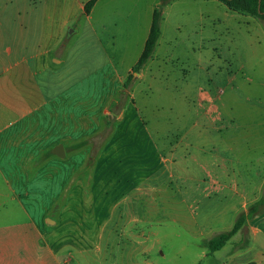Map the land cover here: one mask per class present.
<instances>
[{
	"label": "rangeland",
	"instance_id": "rangeland-1",
	"mask_svg": "<svg viewBox=\"0 0 264 264\" xmlns=\"http://www.w3.org/2000/svg\"><path fill=\"white\" fill-rule=\"evenodd\" d=\"M81 1L31 0L32 38L57 29L65 65L37 75L48 103L27 119L41 118L43 148L64 151L28 172L26 119L0 133V225L22 219L9 197L26 189L70 196L75 230L131 228L127 264H264V212L206 244L264 197V21L218 0H97L88 15ZM156 7L160 35L134 70ZM24 205L37 218L48 204Z\"/></svg>",
	"mask_w": 264,
	"mask_h": 264
},
{
	"label": "crops",
	"instance_id": "crops-1",
	"mask_svg": "<svg viewBox=\"0 0 264 264\" xmlns=\"http://www.w3.org/2000/svg\"><path fill=\"white\" fill-rule=\"evenodd\" d=\"M86 1L78 2V9L82 13ZM37 8V4L31 0H0V123L1 120L7 121L0 126V133L9 124L25 126L26 119L28 127H22V135H25V130H29L27 132L31 136L28 137V143L33 146L25 150L20 148L21 152L18 151L17 155L24 156V160L17 164L22 163L21 166L28 172L31 168H39L36 163L41 161L42 164L41 156L48 152L53 155L54 150L47 151L41 145V118L27 119L40 113L48 103L43 99L37 75L47 70L52 71V68L59 67L63 61L62 66L65 65L64 58L59 59L57 53L53 55L63 40L62 35L58 38L57 29L32 38V31L35 32L36 26L41 24L36 19ZM68 8L74 7H66V10ZM67 16L70 17L71 14ZM36 140L39 141L38 146L35 145ZM9 143L20 147L18 141L11 140ZM9 164L12 165L11 162ZM7 182L10 187V180ZM32 196L31 191L24 189L22 194L13 193L9 197L13 205L8 213L13 211L12 216L22 219L0 225V264H63L66 259L71 264H93L92 261L98 258L105 261L104 264H127L131 259L122 252L131 249L132 244L121 241L122 235L132 234L131 228L117 229V232L108 230L105 233L106 229L102 225L96 233H91L89 229L78 231L70 227L73 221L67 217L71 212L67 205L70 196L39 201ZM88 196L93 204L98 202L94 196ZM24 202L47 203V210L41 217L34 218ZM117 204L118 201L112 207ZM113 233L116 236L114 242L109 237ZM105 235L108 237L104 238ZM92 236L95 240H89ZM103 239L108 241L101 243ZM92 252H98L99 257L92 256Z\"/></svg>",
	"mask_w": 264,
	"mask_h": 264
},
{
	"label": "trees",
	"instance_id": "trees-1",
	"mask_svg": "<svg viewBox=\"0 0 264 264\" xmlns=\"http://www.w3.org/2000/svg\"><path fill=\"white\" fill-rule=\"evenodd\" d=\"M97 0H87L83 5V13L88 15ZM166 3L168 0H161ZM225 4L229 9L237 10L254 15L264 21V0H218ZM162 16L161 7H156L152 12L151 22L148 34L143 44L142 51L133 66L134 70H138L151 57L158 37L160 35V20ZM264 212V197L256 200L249 209L242 215L238 216L233 226L227 230L218 233L206 241L210 252H214L221 247L242 227L245 221Z\"/></svg>",
	"mask_w": 264,
	"mask_h": 264
},
{
	"label": "water",
	"instance_id": "water-1",
	"mask_svg": "<svg viewBox=\"0 0 264 264\" xmlns=\"http://www.w3.org/2000/svg\"><path fill=\"white\" fill-rule=\"evenodd\" d=\"M73 32L72 30H70V33ZM112 120V115L109 113L108 114V121H111ZM54 151L57 152V153H62V147L61 145H57L55 148H54Z\"/></svg>",
	"mask_w": 264,
	"mask_h": 264
},
{
	"label": "built area",
	"instance_id": "built-area-1",
	"mask_svg": "<svg viewBox=\"0 0 264 264\" xmlns=\"http://www.w3.org/2000/svg\"><path fill=\"white\" fill-rule=\"evenodd\" d=\"M63 264H71V262H70L68 259H66V260L63 262Z\"/></svg>",
	"mask_w": 264,
	"mask_h": 264
}]
</instances>
